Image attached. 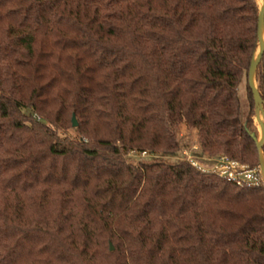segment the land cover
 Returning a JSON list of instances; mask_svg holds the SVG:
<instances>
[{
	"label": "trees",
	"instance_id": "obj_1",
	"mask_svg": "<svg viewBox=\"0 0 264 264\" xmlns=\"http://www.w3.org/2000/svg\"><path fill=\"white\" fill-rule=\"evenodd\" d=\"M258 14L255 0H0V264H264V183L127 158L176 157L185 122L208 157L259 166Z\"/></svg>",
	"mask_w": 264,
	"mask_h": 264
},
{
	"label": "built area",
	"instance_id": "obj_2",
	"mask_svg": "<svg viewBox=\"0 0 264 264\" xmlns=\"http://www.w3.org/2000/svg\"><path fill=\"white\" fill-rule=\"evenodd\" d=\"M193 149L196 150L197 148L194 147ZM183 151L185 155L183 160L187 161L190 165L197 168H201L204 171H212L214 173L216 172L220 176L226 178L228 181H233L237 185L264 183V173L263 170H261L260 166L254 169H250L247 165H241L237 161L229 159L227 156L224 155L214 157H208L205 155L204 157L201 156V159L206 160L208 163H210L211 166L209 168H206L204 166L200 167L197 163H195V161H193L197 157L191 156V154L188 155V152L186 150ZM141 154L142 156L148 157L155 156L153 154L149 155L146 152H142ZM176 159L178 161H183L182 159L177 157Z\"/></svg>",
	"mask_w": 264,
	"mask_h": 264
},
{
	"label": "rangeland",
	"instance_id": "obj_3",
	"mask_svg": "<svg viewBox=\"0 0 264 264\" xmlns=\"http://www.w3.org/2000/svg\"><path fill=\"white\" fill-rule=\"evenodd\" d=\"M255 2H256V0H255ZM256 5H257V2H256ZM258 8L260 10L262 7L258 5ZM254 81H255L256 86H257L256 74L254 75ZM257 90H258V86H257ZM245 93H246V87H245V83L243 81V83L240 85V89H239L240 99H244ZM255 108H254V115L252 118H253V125H254V133H256V138H257L259 124H258V121L255 119L256 118L255 117L256 116L255 115ZM261 130H262V128L260 129V131ZM177 136H179V142H180L181 148H182L181 152L176 156L177 158H180L183 160V158L185 157L183 150H186L188 152V155L191 154V156L197 157L196 159H194V157H193V159H194L193 161H195V163H197L198 166H200V167L204 166L206 168H209L211 166L210 163H208L206 160L201 159V156L204 157L206 154L200 150V144H199V141L197 140L196 132L194 130H192L190 127H188L185 122H182V124L180 125ZM257 142H259V141L257 140ZM194 147H196L197 149L196 150L193 149ZM176 157H162V156H157V155L148 157V156H142V154L138 153V152H131L127 156L128 160L134 164L138 163L139 161H151V160L174 163V162H178Z\"/></svg>",
	"mask_w": 264,
	"mask_h": 264
},
{
	"label": "water",
	"instance_id": "obj_4",
	"mask_svg": "<svg viewBox=\"0 0 264 264\" xmlns=\"http://www.w3.org/2000/svg\"><path fill=\"white\" fill-rule=\"evenodd\" d=\"M263 18H264V10L263 11H259V14H258V20H257V23H258V34H257V39H258V47H260V52H259V58H258V61L255 65H253V61H252V64H251V67L249 69V73H248V78H247V85L249 86V89H250V92H251V95H252V98H253V102H255V107L257 105H259V107L261 108V111H262V116L264 118V103L261 102V99H260V96H259V92L258 90H254V87L252 86V77H254L255 73H256V69L262 59V54H263V51H264V45H262V42H261V39H260V32H261V28H263ZM257 104V105H256ZM72 123H73V127L76 128L77 127V123L75 122V119L72 118ZM263 138L261 139V141L257 142V148L259 149V166L261 168V170H263L264 172V159H263V153H262V145H263V142H264V128H263ZM111 247V246H110ZM111 249H113L111 247Z\"/></svg>",
	"mask_w": 264,
	"mask_h": 264
},
{
	"label": "bare ground",
	"instance_id": "obj_5",
	"mask_svg": "<svg viewBox=\"0 0 264 264\" xmlns=\"http://www.w3.org/2000/svg\"><path fill=\"white\" fill-rule=\"evenodd\" d=\"M257 2V5L261 6L262 8L260 9V11H263L264 10V0H256ZM260 39H261V42H262V45H264V29L261 28V32H260ZM255 56H254V59H253V65H255L258 61V58H259V52H260V47L257 48V50L255 51ZM252 86L254 87V90L256 91L257 90V86H256V83L254 81V77H252ZM255 119L258 121V124H259V129H258V134L260 133V129L262 128V132H263V121H264V118L262 116V111H261V108L259 107V105L256 106L255 108ZM260 133L259 136H257V140L258 141H261V139L263 138V133Z\"/></svg>",
	"mask_w": 264,
	"mask_h": 264
},
{
	"label": "crops",
	"instance_id": "obj_6",
	"mask_svg": "<svg viewBox=\"0 0 264 264\" xmlns=\"http://www.w3.org/2000/svg\"><path fill=\"white\" fill-rule=\"evenodd\" d=\"M260 11V10H259ZM263 126H264V121H263ZM261 132V131H260ZM260 134V133H259ZM258 134V136H259ZM263 135V134H262ZM257 139V138H256ZM262 148L264 149V142H263V145H262Z\"/></svg>",
	"mask_w": 264,
	"mask_h": 264
}]
</instances>
